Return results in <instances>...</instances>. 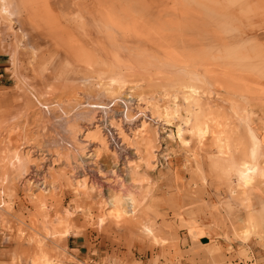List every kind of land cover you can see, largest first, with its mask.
Segmentation results:
<instances>
[{
  "label": "rangeland",
  "instance_id": "rangeland-1",
  "mask_svg": "<svg viewBox=\"0 0 264 264\" xmlns=\"http://www.w3.org/2000/svg\"><path fill=\"white\" fill-rule=\"evenodd\" d=\"M0 44L10 77L0 92V264H63L72 259L64 237L86 227L132 225L164 243L149 215L161 206L156 182L173 161L191 193L195 178H211L249 209L247 189H264L259 173L246 185L237 171L256 146L264 169V0H0ZM111 77L125 85L112 87ZM39 100L49 104L46 114ZM45 115L63 116L89 142L45 146L54 135L41 127ZM142 131L154 166L140 159ZM86 145V155L99 157L68 164ZM15 152L30 159L14 168ZM130 161L146 177L138 191L127 182ZM74 175L97 188L82 190ZM43 180L56 188L29 189ZM128 191L137 197L135 214L104 204Z\"/></svg>",
  "mask_w": 264,
  "mask_h": 264
},
{
  "label": "crops",
  "instance_id": "crops-1",
  "mask_svg": "<svg viewBox=\"0 0 264 264\" xmlns=\"http://www.w3.org/2000/svg\"><path fill=\"white\" fill-rule=\"evenodd\" d=\"M7 54L0 44V92L9 87ZM162 171L165 174L156 182L161 206L149 216L166 238L164 243L154 242L132 225L120 230L72 229L64 237L72 259L63 264H264L262 186L247 189L248 209L243 199L231 200L225 189L218 190L211 178L207 183L195 178L191 193L181 162L168 163ZM249 218L255 219V226L249 225ZM247 229L251 233L245 237Z\"/></svg>",
  "mask_w": 264,
  "mask_h": 264
},
{
  "label": "bare ground",
  "instance_id": "bare-ground-1",
  "mask_svg": "<svg viewBox=\"0 0 264 264\" xmlns=\"http://www.w3.org/2000/svg\"><path fill=\"white\" fill-rule=\"evenodd\" d=\"M110 81H111L110 84L112 85V87L115 84L117 86L121 87V84L123 85L125 83L124 81L120 80L119 78H113V77H111ZM123 87L121 89H123ZM118 88L119 87H117V89ZM118 91H120V90H118ZM120 92H118V93H120ZM123 100H124L125 104H126V102H131L132 101L131 98L129 99L128 97L123 98ZM39 105L41 106V109H42L43 113L46 114L47 111H48L49 104H45L44 102L40 101ZM97 107L104 110V106H97ZM128 108H129V106L127 107V109ZM103 113H104V111H103ZM124 113H125L124 116H126L127 112L125 111ZM76 114L78 116H82V114L80 112H77ZM92 114H94V112H92ZM92 117L93 116L89 117V119H91ZM53 121L56 123L57 128L53 129L54 128L53 127L52 130H51L50 126H51ZM165 121H166L167 125H169L170 120L166 119ZM67 124H68V122L64 121V117L63 116L56 117V118H54V120L53 119L50 120L48 115L43 116V121H42V124H41V127H42L43 131L45 129V130H47L49 132H54V135H51L50 137L48 136L49 138L47 137L48 139H46L44 141V143L46 145L45 144L44 145L45 146L55 145L56 147H59L60 149H62L63 147H65V142L68 143L67 144L68 146H74V147L76 145L75 143H78L79 141L85 142V143L89 142V136L86 137V139H81L78 136L80 134L79 133L80 130L79 129L75 130V129L72 128L71 125L69 126ZM117 127H119V126H117ZM197 129L202 131V130H205V127L203 128V127H201V125H198ZM97 130H98V133H99L100 129H97ZM64 132L68 133V135H73V136L72 137H68V139H67V138H65L64 134L62 135V133H64ZM142 135H143V140L145 141L144 142L145 143L144 144L145 147H144L143 151H145L147 153V156L146 157H142V158L140 157V159L143 160L146 163L147 166H154L155 165L154 162H156V161H155V157H152L153 154L151 155L153 150L149 151L150 149H152L151 141H148V142L146 141V138L144 137L146 135V132H143ZM122 136H123V134H122ZM113 137H114V135H113ZM8 139H9V142H12L11 134L8 135ZM150 140H151V138H150ZM100 141H101L102 146H103L104 149H106V148L109 149L110 145L108 144V142H106L104 139H101ZM87 146L88 145L80 147V149H81L80 152H82V153L79 152L78 156L74 157L72 155V153H71L68 157H66L68 164L72 165V164L78 163V162H81V163L86 162L88 160V157H94V156H96V157L98 156L99 157V152H96V151H95V154L94 153H90L89 156L86 155L88 153L83 152V150L86 149ZM77 150H79V149H77ZM12 154L13 155L11 157L9 156L10 157L9 159H10L11 166L14 167V168H18L22 164V162L25 161V159H30L29 153L19 154V153L15 152V153H12ZM58 154H61V152H59ZM261 154H262V152H261V149L259 147H257V146L256 147H252L251 150L249 151L250 160L249 161L248 160H244L240 164V166H239V168L237 170L239 175H240V179L246 185H251L253 183V179H255L254 176L257 173H259L258 175H261L262 177H264V169H263L262 166H260L259 162H257L258 161L257 159L260 157ZM155 156H156V154H155ZM134 166H136L134 162H132V161L127 162V165H126V168H125L126 171H127V177H128L127 178V182H128V184H130L134 188H136V190L138 191L139 189L142 188V185L144 183L143 181L146 180V177H145V175H141L140 176L139 174H137V171H136L137 169ZM114 167L116 168V170H111V173L116 175V177H119V175L116 172L118 170L117 169L118 168V164L115 163ZM119 179L121 181H124V179H122V178H119ZM72 181L75 182V184H77V186L79 188H81L82 190L93 191L94 189L97 188L95 183L92 182V184H90L88 182L89 181L88 177L78 178L77 176L74 175ZM32 186L35 187V190L42 191V193L43 192L49 193V191H51V189L54 190L56 188L55 184L51 183V181L49 182L48 180H43L42 182H37L36 184L31 185V187L29 189H32ZM31 196H32L33 199H35L37 202H40L41 204L45 202V198L46 197H43V195L40 196L39 194L35 193L34 191L32 192ZM135 197L136 196H134V194L131 191H128L127 193L121 194V195L118 194V193L117 194L116 193L115 194H110L109 198L107 200H105L104 204H106L108 206H111L112 208L113 207H115V208L119 207V208L122 209L123 213H125L126 215H133V214H135V211H136V199H135ZM143 200H145V197H144ZM142 201H141V203H142ZM145 231L147 233H149V234H153V231L148 226H145ZM154 238L156 240H158L157 237H154Z\"/></svg>",
  "mask_w": 264,
  "mask_h": 264
}]
</instances>
